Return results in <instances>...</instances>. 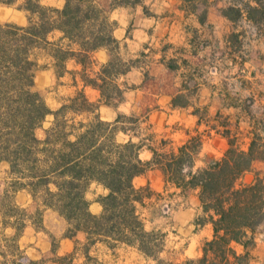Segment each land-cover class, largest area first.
<instances>
[{
    "label": "trees",
    "instance_id": "1",
    "mask_svg": "<svg viewBox=\"0 0 264 264\" xmlns=\"http://www.w3.org/2000/svg\"><path fill=\"white\" fill-rule=\"evenodd\" d=\"M19 1L0 0V6ZM64 1L62 8H56L40 0H22L18 7L28 12L27 25L0 23V164L9 166L6 177H0V264H46L49 260L73 264L78 249L84 264H104L91 254L97 244L111 249L120 244L135 247L154 264H250L256 233L264 226V169L254 167L257 161L264 162V128L254 133L247 149L229 130L224 131L229 140L224 156L197 170L201 134L191 136L177 152L159 151L143 139L134 141L141 117L119 114L109 122L97 110L101 103L117 107L124 91L117 79L137 64L121 57L110 13L142 0ZM179 1L186 12L206 22L210 0ZM250 1L255 5L248 10L239 2L221 12L233 22L244 14L254 24L263 22V1ZM255 13L261 14L260 20ZM56 32L61 35L54 39ZM101 48L108 50L110 59L92 76V55ZM37 50L49 52L57 76L67 72L69 59L80 64L81 79L85 86L99 90V102L79 90L52 110L44 92L34 88L40 68ZM48 116H52L50 125L39 137L36 131ZM145 146L152 152L150 160L140 157ZM155 167L163 171L167 184L183 194L198 190L201 214L195 224L212 228V237L202 243L198 257L163 258L162 254L169 253L168 233L146 227L140 207L155 193L149 186L137 188L134 179ZM248 173L253 174L252 180L243 182ZM92 183L107 191L96 199L102 207L98 214L91 212L86 198ZM20 191L31 195L28 207L17 204ZM48 209L65 220L63 235L76 239L75 251L58 257L57 239L51 234V250L33 260L18 240L27 220L43 228V213ZM6 228L14 229V234L7 235ZM79 234L83 242L77 239Z\"/></svg>",
    "mask_w": 264,
    "mask_h": 264
},
{
    "label": "crops",
    "instance_id": "2",
    "mask_svg": "<svg viewBox=\"0 0 264 264\" xmlns=\"http://www.w3.org/2000/svg\"><path fill=\"white\" fill-rule=\"evenodd\" d=\"M20 3L22 0L15 5L0 6L1 24L27 25L28 12L18 7ZM40 3L62 8L65 1L40 0ZM110 20L115 23L113 36L120 42L121 57L137 64L117 79L124 90L123 100L117 107L100 104L97 114L101 119L112 122L119 114L141 117L137 136L133 140L143 139L146 145L163 152H177L191 136L201 134L202 146L195 155L194 170L224 156L229 148L224 131L229 130L237 143L247 149L254 133L263 130L264 35L254 40V45L249 42V29L244 25L256 29V24L250 22L245 14L240 21L233 22L222 14L221 9L212 11L210 5L207 20L201 23L196 15L183 9L179 0H142L135 6L116 7L110 13ZM240 22L243 25H239ZM60 35L56 32L54 39ZM36 55L38 63L40 60L44 63L39 68L42 70L38 69L35 73V90L43 91L56 86L49 93V98L59 107L79 90H83L91 101L99 102V90L84 85L82 66L75 60L69 59L66 62L67 72L57 76L54 59L49 52L37 50ZM92 59L89 72L95 76L100 67L109 61L110 55L106 48H101L93 53ZM241 72L246 74L242 76ZM72 89L73 94L64 100L60 98V95ZM140 157L143 160L152 158L147 146ZM262 164L264 162L257 161L254 167ZM0 169H3L0 177L5 178L8 164L1 163ZM134 185L137 188L149 186L155 193L145 201V207H140L148 229L163 231L158 226L149 228L148 223H154L155 219L145 212L159 206L154 198L159 197L161 192L171 191L172 197L176 196L184 202L173 216L176 226L195 237L202 236L204 232L202 243L211 239L212 228L209 224H195V219L201 214L198 190L183 194L179 188L167 184L163 171L157 167L137 176ZM90 189L95 191L94 195L89 196L88 191L86 198L90 202L91 212L98 214L102 207L96 199L107 191L97 183H92ZM16 202L28 207L32 202L31 195L27 191H20L16 195ZM158 208L162 210V207ZM42 226L37 227L33 220H27L18 240L20 248L31 259L40 260L51 250V234L57 239L58 257L75 251L76 239L64 237L66 222L56 212L45 210ZM5 233L13 235L14 229L6 228ZM77 239L83 242L84 236L79 234ZM201 246L194 254L187 248L183 259L200 256ZM256 247L257 244L250 254ZM237 250L242 251V247L238 246ZM91 254L104 264H154L135 247L125 244L113 249L97 244ZM84 261L85 257L78 249L73 264H84ZM253 262L252 257L250 264ZM46 264L59 263L49 260Z\"/></svg>",
    "mask_w": 264,
    "mask_h": 264
},
{
    "label": "rangeland",
    "instance_id": "3",
    "mask_svg": "<svg viewBox=\"0 0 264 264\" xmlns=\"http://www.w3.org/2000/svg\"><path fill=\"white\" fill-rule=\"evenodd\" d=\"M262 1L264 3V0ZM239 2L242 4V7H244L246 10L249 9L248 8L249 6L252 7L255 5V3L251 2L250 0H211L210 5L212 8V11L217 12V11H220V9L222 11L227 6L234 4V3H239ZM254 16H256L258 20H260L261 14L255 13ZM239 25H243V22H240ZM244 27H246V29H249L248 39H249V42H252L253 45H254V40L259 38L261 34L264 35V21L263 22L261 21L258 24H256V29H251L252 27L249 28L245 25ZM43 63L44 62L41 60L38 63L41 66L40 68H42ZM41 70L42 69H39V71ZM240 74H242L243 76L246 74V72H241ZM58 84H60V82H58ZM54 88H56V86H53L51 88L49 87L43 90L47 104L52 110H56L59 107L55 104L53 99L49 98V93L53 92ZM73 93H74V89L66 93H63L62 95H60V98L64 100V98L68 97L69 95ZM51 120H52V116H48L45 122L43 123V126L37 129L36 132L39 137L43 135L44 129L50 125ZM255 168L260 169V170L264 169V164L260 166L258 165ZM0 173L1 174L3 173V169H0ZM252 177H253V174L248 173L242 181L249 182L252 180ZM136 185H138V182H136ZM94 192L95 191L93 189H90L88 195L93 197ZM170 193L171 191H168V192L163 191L161 192V194H159V197L154 198V200L157 201L158 205L162 207V210L158 208L159 207L158 206V207L146 210L145 213H147L146 215L148 217H152L155 219L154 223H148L149 228L158 226L162 228L164 232H168L167 250L169 251V253L162 254V257L163 258H167V257L176 258L177 260L181 261V260H184L183 258L185 257V250L187 248L189 249V251L191 250L193 251L192 254H194V252L197 251V249H199L202 243L201 238L204 237L205 234L203 232L202 236L200 235L199 237H195L193 236L192 233H189L188 231L183 232L181 229L178 228V226H176L177 222L174 221L173 216L175 215L176 210H178V208L184 202L179 201L176 196L172 197ZM146 203L149 204L151 202H146ZM161 214L163 216H160ZM256 244H257L256 249H254V251L251 253L254 259L253 264H264V226L261 227L256 233ZM189 254H191V252H189ZM141 264H146V263H141Z\"/></svg>",
    "mask_w": 264,
    "mask_h": 264
}]
</instances>
